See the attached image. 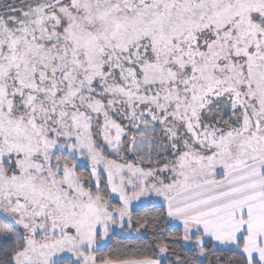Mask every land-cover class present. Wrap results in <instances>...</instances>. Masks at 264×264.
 <instances>
[{"label":"snow or ice","instance_id":"6c2138e0","mask_svg":"<svg viewBox=\"0 0 264 264\" xmlns=\"http://www.w3.org/2000/svg\"><path fill=\"white\" fill-rule=\"evenodd\" d=\"M0 264H264V0H0Z\"/></svg>","mask_w":264,"mask_h":264},{"label":"trees","instance_id":"16d2710c","mask_svg":"<svg viewBox=\"0 0 264 264\" xmlns=\"http://www.w3.org/2000/svg\"><path fill=\"white\" fill-rule=\"evenodd\" d=\"M118 243V241L117 240H113V245H115V244H117ZM107 249H105V251H106Z\"/></svg>","mask_w":264,"mask_h":264}]
</instances>
